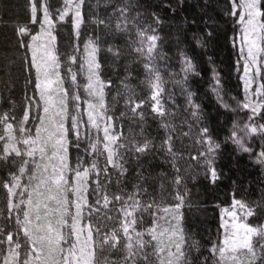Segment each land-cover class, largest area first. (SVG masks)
<instances>
[{"label":"snow or ice","instance_id":"snow-or-ice-1","mask_svg":"<svg viewBox=\"0 0 264 264\" xmlns=\"http://www.w3.org/2000/svg\"><path fill=\"white\" fill-rule=\"evenodd\" d=\"M183 4L25 0L28 19L13 25L15 52L0 63V264H264V223L249 222L264 220V0L223 6L242 96L226 91L211 56L207 69L197 62L179 28L166 50L165 23ZM64 27L70 52L57 45ZM192 41L206 50L204 36L193 33ZM101 53L125 68L118 115L106 101L113 82L102 78ZM131 65L142 70L138 85ZM13 67L25 81L19 112ZM206 72L201 95L193 84ZM207 95L233 114L222 137L205 110ZM227 145L259 168V196L247 199L248 187L241 192L233 180L229 202L218 205V238L204 248L184 227L187 182L202 176L218 187ZM152 161L171 174L154 173ZM157 182L169 199L157 198Z\"/></svg>","mask_w":264,"mask_h":264},{"label":"trees","instance_id":"trees-1","mask_svg":"<svg viewBox=\"0 0 264 264\" xmlns=\"http://www.w3.org/2000/svg\"><path fill=\"white\" fill-rule=\"evenodd\" d=\"M90 2H94V0H90ZM170 2L175 3V0H170ZM224 2L225 0H184L183 7L178 10L176 16L174 18H169L165 23L163 34L170 37L166 50L173 46L174 36L177 34L179 28L180 39L185 41L186 44L191 45L193 49L191 54L196 57L197 62L203 68L207 69V57L211 56L218 70L222 73L226 91L231 96H242L240 83L237 79V72L235 70L236 53L229 40L232 35V24L230 20L226 22L223 15ZM141 3L154 9L159 3V0H141ZM24 5L25 0H0V14L2 19L5 18V20L8 21L12 16L16 18L27 14ZM161 14L164 15L165 12ZM167 15L171 17V13H167ZM185 17L187 18V22H184L183 18ZM192 21H195V23L193 24ZM206 21L208 22L207 26L205 24ZM1 23L2 22H0V63H3L6 62L4 60L6 56L10 57L15 52L13 35V25L15 24L12 23L10 26H5L8 25L5 23V25L2 26ZM69 30L70 27H67L66 32ZM206 30L213 31L211 39H208L206 36ZM193 33L204 36L207 45L206 50L195 46L192 41ZM65 38V40L68 39L67 36H65ZM101 57L103 74L106 76L105 79L111 78L113 82L111 88L106 89L107 92L113 95H115L114 92L116 94L118 91L122 92L120 81L125 75L123 62L113 66L110 62V57L104 59V53H101ZM130 70H133L134 74L137 76L135 79L136 83L143 78L142 70L138 66L131 65ZM12 78L15 80L12 94L17 101V110H19L22 100V87H25V81L18 67H13ZM193 87L198 91V94H204L207 87V72L205 73V80L195 82ZM116 99V104L124 108L122 96L116 95ZM178 103L183 104V99L179 96ZM203 103L206 112L210 114L209 118L213 126L220 125L222 127L220 133L222 137L224 135V129L231 124L233 114L226 113L223 109L218 108L210 95L204 96ZM238 115L241 120L246 119L244 113H239ZM176 123H179L178 119ZM156 127L157 125L149 119L146 129L153 136L156 135ZM126 130L127 129H125V131ZM134 130L137 131L136 129ZM179 163L181 164V161ZM151 164L154 173L163 170L171 174L166 165L157 166L159 161H152ZM217 166L222 169L225 174V179L219 183L218 187L209 184L202 176L194 181L189 180L187 185L189 189H191V192H189L188 200L191 206L189 207L186 205L181 210L184 214V227L186 232L194 235V238L199 241L204 248L208 246L209 242H213L218 238V229L221 219L218 205H224L229 202L227 194L232 189V181H237L241 192H243L245 187H248L246 197H258L256 193H259L256 181L260 170L249 161L246 154L237 155L233 147L227 145L222 150V156ZM182 167H187V164L184 162ZM194 171L198 170L190 169V172ZM0 175H3V173L0 172ZM158 185L159 182L156 184V196L160 198L161 193L159 194V192L161 191L158 189ZM2 191L4 192V190ZM166 194L167 191L163 193V196ZM3 200L4 196H0V201L3 202Z\"/></svg>","mask_w":264,"mask_h":264},{"label":"rangeland","instance_id":"rangeland-1","mask_svg":"<svg viewBox=\"0 0 264 264\" xmlns=\"http://www.w3.org/2000/svg\"><path fill=\"white\" fill-rule=\"evenodd\" d=\"M52 3H56V0H52ZM86 11H87V9H86ZM11 21H10V20ZM8 19V21H6L5 20V18H3L2 19V16H1V14H0V22H2L1 23V25L3 26V25H5V23L6 24H8V25H5V26H10V24H16V23H24V22H26L27 21V19H28V14H24L23 16H21V17H16L15 18V16H12L11 18H9ZM12 26V25H11ZM33 27H35V26H33ZM66 29V30H65ZM67 31V27H64V28H61V29H58L57 30V45H58V48H59V50L61 51V52H70L71 51V46H72V44H73V36H72V31H71V28H70V30L68 31V32H66ZM64 33V34H63ZM65 36H67L68 37V39L67 40H65L66 38H65ZM14 42H15V38H14ZM11 57V56H10ZM0 78H3V77H0ZM102 78H106V76L103 74V68H102ZM23 80H24V75H23ZM132 83L134 84V85H138L139 84V82L137 81V83H136V81L135 80H133L132 81ZM22 85H23V82H22ZM24 88L25 87H22V92H24ZM31 91V89L29 88V92ZM21 92V94H22V97H23V93ZM137 92H140L141 93V95H143L145 92H146V89L144 90V91H141V87H138L137 88ZM114 94L115 95H113V94H110V93H108L107 92V90H106V101L108 102V103H110V104H113V108H114V111L117 113V115L119 114V112H121V111H123L124 110V108H121L120 106H118L117 104H116V100L117 99H115V101H113L112 102V97H116V93L114 92ZM20 104H22V100H21V103ZM4 107H6V106H4ZM123 107H124V105H123ZM18 112H19V110H17ZM128 125H129V121H127V120H125L124 121V127H125V129H127V127H128ZM133 127H134V129H136L137 131H139V129L138 128H136L135 127V125H133ZM187 159V156L185 155V160ZM184 164V161L182 162L181 161V166ZM198 170V169H197ZM190 171V170H189ZM187 187H188V185H187ZM158 189L160 190V188H159V185H158ZM188 189H189V187H188ZM159 190H158V192H159ZM189 192H191V189H189ZM161 192H159V194H160ZM190 194V193H189ZM258 196H259V193H256ZM256 195V196H257ZM0 196H4L5 197V193L2 191V190H0ZM189 197V196H188ZM160 198H163L164 200H167V199H169V196H168V192H167V194L165 195V196H163V197H160ZM247 199H251V200H255V199H257L258 197H253V198H250V197H246ZM189 201V200H188ZM1 202V201H0ZM146 220H147V217H146ZM249 222L250 223H252V222H255V223H264V220H254V218H249ZM220 223H221V219H220ZM191 234V233H190ZM192 235V234H191ZM193 237H194V235H192ZM255 239V238H254Z\"/></svg>","mask_w":264,"mask_h":264}]
</instances>
